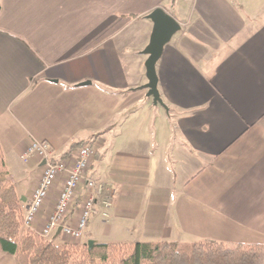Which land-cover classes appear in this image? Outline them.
<instances>
[{
  "label": "crops",
  "instance_id": "obj_1",
  "mask_svg": "<svg viewBox=\"0 0 264 264\" xmlns=\"http://www.w3.org/2000/svg\"><path fill=\"white\" fill-rule=\"evenodd\" d=\"M157 8L181 25L156 64L167 109L143 88ZM34 141L57 158L99 144L87 176L113 194L111 230L264 243V0H0V146L25 209L43 166L24 158ZM97 214L100 199L85 238Z\"/></svg>",
  "mask_w": 264,
  "mask_h": 264
},
{
  "label": "trees",
  "instance_id": "obj_2",
  "mask_svg": "<svg viewBox=\"0 0 264 264\" xmlns=\"http://www.w3.org/2000/svg\"><path fill=\"white\" fill-rule=\"evenodd\" d=\"M26 210L0 146V252L14 255L18 264H264V243L96 242L89 251L92 239L57 242L53 234L45 238L25 227Z\"/></svg>",
  "mask_w": 264,
  "mask_h": 264
},
{
  "label": "built area",
  "instance_id": "obj_3",
  "mask_svg": "<svg viewBox=\"0 0 264 264\" xmlns=\"http://www.w3.org/2000/svg\"><path fill=\"white\" fill-rule=\"evenodd\" d=\"M94 148L82 146L76 155L57 158L50 143L34 141L27 147L24 158L37 157L45 161L32 193L31 202L24 217V226L35 229L37 215L44 208L52 189L59 181V191L53 211L48 215L41 229H37L42 237L47 238L57 229L73 240H79L85 233L88 221L95 211L96 202L100 199L102 217L109 218L113 194H108L106 183L87 176L94 156ZM83 184V190L80 185ZM79 201V202H78ZM78 203V211L73 225L64 222L71 209Z\"/></svg>",
  "mask_w": 264,
  "mask_h": 264
},
{
  "label": "water",
  "instance_id": "obj_4",
  "mask_svg": "<svg viewBox=\"0 0 264 264\" xmlns=\"http://www.w3.org/2000/svg\"><path fill=\"white\" fill-rule=\"evenodd\" d=\"M147 18L153 22L154 27L150 42L144 50V54L148 56L145 63L148 83L144 85L143 88L148 90L147 96L152 97L155 105H160L167 109L158 90L156 64L163 53L164 47L170 42L172 37L180 31L181 25L162 8L155 9ZM89 84L90 82H85L81 85ZM44 164L45 161H43L42 165ZM58 231H61V228H59ZM95 243V240H89L87 242L89 251L92 250Z\"/></svg>",
  "mask_w": 264,
  "mask_h": 264
},
{
  "label": "rangeland",
  "instance_id": "obj_5",
  "mask_svg": "<svg viewBox=\"0 0 264 264\" xmlns=\"http://www.w3.org/2000/svg\"><path fill=\"white\" fill-rule=\"evenodd\" d=\"M159 108H161V107H159ZM160 110H162V109H160ZM106 136L108 137V134ZM97 137H100V136L98 135ZM112 137H113V135H112ZM98 145L99 144L98 143L96 144V141L93 143L94 150L97 148ZM79 147L81 148V146L77 145V144H75L74 146H69L68 151H70L71 155L74 156L75 154H77L78 150L80 149ZM56 156H57V154H56ZM58 156H60V155L58 154ZM33 170H34V168H33ZM38 170H39V168L37 170L35 169L34 172L32 171L33 172L32 174L38 173L39 172ZM41 170H42V168H41ZM58 185H59V181H57L55 183L52 191L57 190ZM95 218H96L95 220L91 219L92 220L91 221V227L94 229V234H93V237H91V238H95L94 240H97V241L102 242V243H108V242L109 243H111V242L130 243L131 241H129V240H133V239L138 238V237L145 241L148 239L147 237H149V235H152V236L158 235V233H160V235H161V232L155 231V229L153 230L152 228H148L149 229L148 230L147 228H144V227H143L144 228L143 229L142 226L139 227V232H135V233L122 231L121 229L116 228V227H113V229L111 230L112 223H111V220L109 218L106 220L100 214H97ZM150 218L151 219H149V217L146 218V224H148V222L150 220H152L153 215H151ZM41 228L42 227H40V229ZM34 231L39 233L38 230L34 229ZM176 235L177 236H175L174 238H170V240L182 239L183 241H186V242H191V241L197 240V239H194V237L189 236V235H186V236L181 235V234L179 235L178 233ZM47 238H51V235L48 236ZM65 238L68 239L67 241L80 242V243L85 242L86 239L89 240L88 238H85L84 236H82V238L79 240H73L67 236H65Z\"/></svg>",
  "mask_w": 264,
  "mask_h": 264
}]
</instances>
